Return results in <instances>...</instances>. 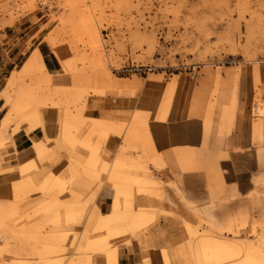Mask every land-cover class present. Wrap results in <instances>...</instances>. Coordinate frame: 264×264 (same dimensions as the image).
Here are the masks:
<instances>
[{
  "label": "rangeland",
  "instance_id": "obj_1",
  "mask_svg": "<svg viewBox=\"0 0 264 264\" xmlns=\"http://www.w3.org/2000/svg\"><path fill=\"white\" fill-rule=\"evenodd\" d=\"M0 7L15 16L41 13L37 21L42 29L50 25L45 40L67 75L65 86L55 85L61 82L52 80L38 49L10 72L0 91L7 107L0 118V152L10 127L12 133L20 122L26 132L43 128L39 110L49 106L64 107L61 138L73 150L67 176L48 172L38 179L31 158L19 164L18 179L0 183V264H123L129 238L159 248L162 264H201L202 235L222 246L210 264L264 260L250 254L256 248L264 257V0H3ZM62 58L73 68L68 73ZM124 65L152 70L126 74L119 70ZM179 70L194 78L192 107L212 143L176 149L173 166L200 179L206 197L197 206L181 196L186 210L179 222L160 226L153 222L155 210L163 218L176 214L132 201L134 192L157 197L160 184L146 163L163 161L152 145L147 111L115 119L83 116V109L89 94H135L143 78L171 76L157 113L163 118L174 89L172 72ZM87 120L91 128L80 138ZM110 134L122 135L142 154L103 159L99 150ZM47 139L32 143L40 163L50 158ZM84 150L89 154L82 160ZM102 172L114 188L106 212L97 202L87 208L92 195L83 197L79 179L85 174L99 181ZM65 192L69 197L60 198ZM102 218H110L114 233L99 229Z\"/></svg>",
  "mask_w": 264,
  "mask_h": 264
},
{
  "label": "crops",
  "instance_id": "obj_2",
  "mask_svg": "<svg viewBox=\"0 0 264 264\" xmlns=\"http://www.w3.org/2000/svg\"><path fill=\"white\" fill-rule=\"evenodd\" d=\"M2 1L0 0V4ZM14 14L9 15L5 13V9L0 7V91L5 86L10 72L20 68L34 49L40 51L46 69L52 74V80L61 82L55 85L65 86L67 75L61 72L60 60L45 40L50 25L42 29L41 21H37L41 13L36 10L18 13L17 16ZM185 74L186 72H182V70L172 72V75L175 76L174 89L163 118H158L157 113L165 86L172 78L171 76L164 77L162 80L143 78V87L135 94L130 91L105 95L89 94L83 109V116H112L115 119L124 117L129 119L135 109L147 111L152 145L154 151L158 152L155 153L161 155L163 161H156L157 164H154L147 160L146 163L149 173L153 174L160 184L155 189L157 197H141L134 192L132 201L134 206H148L149 203H152V206L158 209L162 208L176 214V216L163 218L160 211L155 210L153 222L160 226L179 222L180 213L186 210L183 199L190 203L197 202L196 205L200 206L206 197L203 182L200 179H195L192 174L182 173L173 166L176 149L182 148L181 150H183V147H188L195 151L201 147L205 140L208 145L212 143L211 138H205L203 134L202 117L195 115L192 107L194 78L187 79ZM6 108L2 107V100H0V118ZM64 112L63 106L41 108L39 113L43 128L37 127L26 132L27 124L20 122L16 132L12 133L11 127L7 130L5 153L0 152V169H4L0 171V183H5L8 186L12 180L18 179L20 177L19 164L31 158L37 162L38 169L35 172H39L38 179H42L48 172L56 175H68L67 162L73 150L61 138ZM90 128L91 122L85 121L78 136L84 137ZM0 129L4 131L1 126ZM44 135L48 138L46 146L51 153L50 158H45L40 163L35 157L32 143L34 140L43 139ZM96 140V134L90 135L91 142ZM214 144H217V141H214ZM88 154L89 151L84 150L80 158L85 160ZM139 154H142L140 148L137 147L135 150L132 146H126L123 136L117 134H110L99 150V155L110 163L120 155L136 156ZM137 173L142 174L143 172L138 171ZM79 179L84 184L81 187L83 197L92 195L87 208L97 202L101 211H108L111 207L114 188L106 180V173L100 174L99 181H93L85 174H81ZM68 197V192L60 195V198L63 199ZM155 232H157L156 229ZM122 248L123 254L120 255V259L123 264H162L159 248L139 246L131 238L125 240V245Z\"/></svg>",
  "mask_w": 264,
  "mask_h": 264
},
{
  "label": "bare ground",
  "instance_id": "obj_3",
  "mask_svg": "<svg viewBox=\"0 0 264 264\" xmlns=\"http://www.w3.org/2000/svg\"><path fill=\"white\" fill-rule=\"evenodd\" d=\"M63 63H64V68L66 70V73L70 72L73 69L72 66H71V64H70V62H67L66 59H64V62ZM49 75L51 76V73ZM35 115L38 116L37 113H35ZM94 120L99 122L100 121V118L99 119H94ZM59 178H55V181L59 185L64 186V183ZM109 222H110V219L109 218H102L97 223V226L99 227V229H102L103 228V229L107 230V232H109V233H114V230H116V229H114V226L109 225L108 224ZM197 243L201 246V248H203L205 250V253H204L205 255L203 257V260H202L201 264H210V262L212 261L213 258H217L215 256L218 254L217 252L222 248V246L219 245V243H217L215 241L213 242V239L211 238V236L204 237L202 235L197 240ZM250 252H251L250 254L256 256L257 258H259V260H263L264 259V257L261 256V252L258 249H256V248L255 249H252ZM106 257H107V259L109 261H111V257H108V256H106ZM263 261L262 262H259V263H252L250 261V258H248L243 264H264ZM197 263H199L198 260H196V264Z\"/></svg>",
  "mask_w": 264,
  "mask_h": 264
},
{
  "label": "built area",
  "instance_id": "obj_4",
  "mask_svg": "<svg viewBox=\"0 0 264 264\" xmlns=\"http://www.w3.org/2000/svg\"><path fill=\"white\" fill-rule=\"evenodd\" d=\"M119 70L126 74H131L136 72H142L144 74H148L152 70V68L150 66L124 65Z\"/></svg>",
  "mask_w": 264,
  "mask_h": 264
}]
</instances>
